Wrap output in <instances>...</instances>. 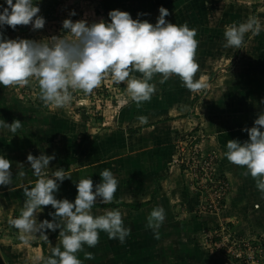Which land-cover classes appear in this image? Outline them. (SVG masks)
Here are the masks:
<instances>
[{
    "label": "crops",
    "instance_id": "crops-1",
    "mask_svg": "<svg viewBox=\"0 0 264 264\" xmlns=\"http://www.w3.org/2000/svg\"><path fill=\"white\" fill-rule=\"evenodd\" d=\"M262 39L258 35L247 36L232 63L231 72L227 73L229 80L220 83V78L217 76L218 79L210 83L212 91L209 93L210 97L197 95V100L191 104L192 96L195 95L193 91L187 89L180 101L169 106L135 108L128 115L125 113L120 114L121 116L117 115L116 127L113 125L109 128L107 126L96 128L101 129L98 133L100 139L105 136L112 138L109 144H103V149L117 154L115 158L119 156L118 154L126 158L124 163L111 162V170L119 182L112 201L146 203L136 211L117 207L116 209L123 214L125 225L131 228L129 236L120 243L118 240L109 239L107 233L101 231L99 242L95 247L85 245L82 251L77 253L83 264H237L221 255L212 256L206 253L208 240L207 233L206 236L204 233L215 221L222 219V216L231 220L235 232L244 235L243 237L248 235L255 237L258 234L263 235L264 239V194L257 189L256 181L247 174L246 167L229 162L224 155L228 140L239 139L243 142L248 139L247 132L242 129L252 127L260 111L264 112V109L257 108L259 110L249 112L248 106L245 105L251 103L250 98L246 96L237 104H234V101L231 103V97L222 99V91L230 88L231 82L238 83L231 81V78L238 81L245 80L244 76L247 73L243 71L245 69H240L239 64L245 59L249 60L251 54L254 56L257 51L255 43H262ZM251 66L250 64L247 72H250ZM219 83L223 85L220 86ZM16 98L9 97L6 92L0 90V111H4L0 113V118L8 123L14 119L21 121V128L15 135H11L6 129L0 133V154L11 161L13 176L12 184L0 186V208L3 210H5L3 207L7 208L2 226L7 225L8 231L11 229L10 236L0 239V246L5 254L6 264H42V260L38 258L51 254V249L59 245V235L49 240L37 235L30 242L24 243L19 238L20 232L8 222L10 216H18L23 208L25 199L23 188L34 186L37 179L32 174L30 162L26 159L27 155L31 153L35 156L41 152L55 155V158L49 162L48 172L63 168L70 176L60 183L56 198H67L70 201L74 200L77 194L78 180L90 176L94 185L100 182L102 178L99 173L103 168H98V165L103 162L107 164L111 159L103 160L99 157L100 154L108 152L99 151L98 154L91 152L93 156H90L89 160L95 161L87 164L86 148L90 147L83 143V138L82 142L78 139L79 135L76 132L84 130L82 137H90L92 142V136L88 135L92 131L91 126L87 125L89 127L87 130L86 124L77 121L76 116L56 111L52 114L60 116L65 123L70 124V127L72 125L76 127L72 126V130H69L70 127L67 128L70 131L68 133H60L63 138L66 137V140L60 145L61 147L54 148L50 144L54 138L53 132L45 134L49 125L46 123L47 115L43 113L44 102L40 99V95L36 101L42 106H37L35 103L18 104ZM51 106L53 105H49V108ZM107 108L108 104L103 110ZM141 116L147 117L146 123L140 122ZM197 127H200V130H197ZM187 128H193L198 132L197 135L199 133L203 135V139L199 142L200 148L216 155L217 168L226 174L230 183L226 198L227 209L221 210L216 218L213 215L194 212V197L189 195L194 192L189 184L190 181L184 176L181 166L172 165L171 160L174 156L170 155L171 151L166 147L175 142L176 134ZM129 129L136 131L131 133L128 132ZM82 147L84 162L76 156L80 152L79 148ZM65 154L72 162H65ZM20 165L25 172L23 177L17 175ZM156 206L165 209V220L157 230L158 235L146 227L147 217ZM41 209L38 210L37 220H51L49 212L55 211L52 206H41ZM108 209L113 208L92 207V213L101 215ZM178 210L179 213H176ZM46 233L49 237L53 231L46 230ZM42 241H45V252L42 250ZM85 253H92L93 259H86ZM259 264H264V257Z\"/></svg>",
    "mask_w": 264,
    "mask_h": 264
},
{
    "label": "clouds",
    "instance_id": "clouds-1",
    "mask_svg": "<svg viewBox=\"0 0 264 264\" xmlns=\"http://www.w3.org/2000/svg\"><path fill=\"white\" fill-rule=\"evenodd\" d=\"M38 0H3L0 3V85H28L35 79L40 88V99L45 104L63 107L73 98L74 90L91 93L105 77L110 76L114 83L126 82L127 92L133 102L139 105L149 101L157 91L153 78L159 75L158 83L163 84L172 76H178L189 91L205 87L194 74L199 65L196 60V29L185 23H171L165 19L169 10L164 6L158 9L156 22L134 19L127 11L110 10L109 21L100 19L87 22L84 19L62 21V35L45 39L7 38L3 29L17 25H31L32 30L42 29L46 23ZM75 11L70 12L74 16ZM140 14L138 13V16ZM224 46L240 49L246 34L259 35L264 31L256 17L245 22L224 26ZM140 73L139 76L134 73ZM141 123L147 117L141 116ZM21 128V121L11 123L0 118V133L7 130L15 135ZM248 139H230L224 152L227 160L244 166L247 174L256 181L257 189L264 194V112H261L250 128H244ZM55 155L41 152L29 153L33 176L37 177L34 186L24 187L23 208L18 216L9 217L8 222L20 232V240L28 243L37 235L48 239L46 230L59 229L60 242L51 249V254L42 264H83L77 253L85 245L95 247L99 233L106 232L109 239L123 243L131 228L125 225L119 209L105 210L101 215H93V204L99 200L110 203L118 187V179L109 168L99 175L100 182L93 184L90 176L82 177L76 183L77 194L70 201L56 198L60 183L70 178L63 168L48 172L49 162ZM11 161L0 154V186L12 184ZM17 175L23 177L22 165ZM51 205V220H37L41 206ZM58 218V219H57ZM165 220V209L154 207L147 217L146 227L158 235L157 230ZM85 258L93 259L92 253Z\"/></svg>",
    "mask_w": 264,
    "mask_h": 264
},
{
    "label": "rangeland",
    "instance_id": "rangeland-1",
    "mask_svg": "<svg viewBox=\"0 0 264 264\" xmlns=\"http://www.w3.org/2000/svg\"><path fill=\"white\" fill-rule=\"evenodd\" d=\"M0 3H3V0H0ZM38 4L40 9L38 15H42L46 21L44 27L42 29L32 30L31 25H17L15 29L5 25L3 31L7 38L46 40L50 36L63 34L64 30L62 29V21L65 18H70L74 22L80 19H84L89 23L100 19L109 21L110 18L107 13L113 9L127 11L134 19L138 18L140 20H147L148 22L154 24L159 15V7L164 6L169 10V15L165 17L167 21L176 24L186 22L190 28L196 29V39L199 41L196 49V60L199 68L194 74L193 79L200 81L205 85V87L200 90L193 91L192 93L193 95L206 98L210 97L209 93L212 92L210 87L211 82H215V79L218 78H220V83L221 81L225 82L229 80L227 73L231 72L232 63L235 61L237 52L240 50L234 47L224 46V26L233 23L238 24L245 22L249 17H256L261 25L264 26V0H38ZM253 4H256L254 12L252 10ZM73 10L76 14L74 16H70L69 14ZM138 13L140 14L139 16ZM258 37L263 39L262 43H255V45L257 44L255 46L257 51L254 53V56L253 54H251L250 57L247 56L249 60L245 59L239 64L240 69H245L243 71H245V74L247 73L244 76L245 80L238 81L231 78V81L234 80L235 83H238L232 84L231 82V87L222 91V99L227 98L223 97V95L227 96L226 92H231L232 98L241 97L243 100L245 96L249 97V102L251 104L245 105V107L248 106L247 108L249 112L259 110L260 108L264 109V79L263 77L261 78V73L264 70V31H261ZM249 52H251V50ZM250 64L252 66L250 72L248 71L250 73L248 75L247 69L250 67ZM212 73H215V75L212 76ZM134 74L137 76L140 75L138 72ZM159 75L160 74H156L153 78V81L156 82L157 91L152 95L149 101L142 102L139 105L131 100L126 89V82L117 84L111 80L110 76H108L105 77L101 84L91 93L86 94L82 90H74L72 101L69 104L63 107H56L53 105L49 108V105L52 104L42 103L43 110L46 113H52L54 111L60 112L61 114L68 113L76 116L77 121H83V125L86 124V127L84 126L85 129L88 130V126H91L92 131L90 134L88 133V135L92 136V142H90V137H82L84 135V130H77L76 132V134L79 135L78 139L82 142L81 139L83 138V143L90 147L86 148L88 160H85V162L88 164L95 161L89 160V157L93 156L91 152H95V154H98L99 151L108 152L106 154H100L99 157L103 160H111H108L107 164L103 162L101 165H98V168L112 169L111 162L124 163L126 162V158L121 154H118L119 156L115 158L117 154L111 153L108 149H103V144H109L112 141V138L110 136H105L100 139L98 133L101 129L98 130L96 128H105L106 126L109 128L113 125L116 127L118 121L117 115H122L123 113L128 115V112L126 111L128 108L151 104L156 100L166 102L172 97V93H175V90H178L179 93L183 92V94H177L175 96L176 98L178 97L180 101L185 95L187 88L183 86L179 77L172 76L166 82L160 84L158 83ZM222 85L223 84H220V86ZM0 90L6 92L9 97H17V100L23 99L31 104H33L36 101V98L40 95V88L35 79L30 80L28 85L23 86L0 85ZM251 97H255V99H251ZM231 103H233L232 99ZM107 104L108 108L103 110V107L106 108ZM132 104L133 106H130ZM0 113H4V111H0ZM107 123H109V125H105ZM182 132L188 135H197L198 133L197 131H194L193 128H187L186 130L176 134V138L179 137ZM197 139L199 140L197 142H200L203 137L198 136ZM65 140L66 137L63 138L59 133L54 136V138L50 141V144L54 148L56 146L61 147L60 145L65 142ZM83 149V147L79 148L80 152L76 155L78 159H82L81 162H84L82 156L84 151ZM63 155L64 153L61 154L60 159H62ZM66 156L68 155L65 154V157ZM176 166L177 165L174 167ZM189 181L191 189L194 191L192 193L197 195L198 199V202L194 203V212L199 214H209L210 216L211 212L207 210L208 202H206V193L201 194L197 191V188L202 189L200 184H198L199 181L197 183L193 180ZM194 187L197 188L194 189ZM3 208L5 210L0 208V239L4 237L7 238V236L11 235V229L9 232L6 230L7 225L2 226L6 215L5 213L7 211L6 207ZM179 211L180 210L176 211V213H179ZM212 213V215L217 216L221 213V210L219 212L214 211ZM218 222V228L221 226L225 227L219 232V237L216 239L211 237L213 228H209L208 231H205L204 233V236H206L207 233V240L210 237L212 239V242L207 241L206 253H210L212 256L221 255L222 257L237 264H251L249 263V256L257 254L256 247H261L258 238H252L250 240V252L244 250V246L242 244L239 246L232 244L231 251L223 245V247L219 248L218 240H220V237L223 242H225L226 239H230L229 236L231 233L229 232V224L231 223V220L223 217L222 219H219ZM0 252L5 260V254L3 253L1 246ZM236 253L237 256H234ZM256 258L257 257H255V261Z\"/></svg>",
    "mask_w": 264,
    "mask_h": 264
},
{
    "label": "built area",
    "instance_id": "built-area-1",
    "mask_svg": "<svg viewBox=\"0 0 264 264\" xmlns=\"http://www.w3.org/2000/svg\"><path fill=\"white\" fill-rule=\"evenodd\" d=\"M184 133V132H182ZM180 134L179 137L175 140L176 153L173 155L171 162L172 165L181 166L183 169L184 175L189 179L193 180L195 183L200 184L202 189H198L197 191L201 194L206 193V202L207 210L213 214L214 211H220L221 201L223 202L229 191V183L223 177L219 175L216 171V161L217 157L213 152L203 151L199 146V141L197 139L198 136L203 137V135H192V134ZM225 228L221 226L220 228H214L212 231L211 237L215 239L220 236V231ZM231 233V230L229 229ZM208 238L209 242H212V239ZM231 239H226L225 242L221 241V237L218 245L220 247H226L229 251H231V245H240L244 246V250L250 252V237H237L235 235L229 236ZM211 239V240H210ZM223 245V246H222ZM262 246L256 247V253L249 256L251 264H259L262 259L261 256ZM237 256V253L234 255ZM255 257L256 261H255ZM258 260V261H257Z\"/></svg>",
    "mask_w": 264,
    "mask_h": 264
},
{
    "label": "trees",
    "instance_id": "trees-1",
    "mask_svg": "<svg viewBox=\"0 0 264 264\" xmlns=\"http://www.w3.org/2000/svg\"><path fill=\"white\" fill-rule=\"evenodd\" d=\"M255 6H256V4H253L252 5V7H253V12H254V8H255ZM249 34H246V36H245V39L247 38V36H248ZM262 76H261V78L264 76V70L262 71ZM213 75H215V73H212V76ZM264 79V78H263ZM262 86V85H261ZM263 87H264V84H263ZM262 87V88H263ZM175 90V89H174ZM229 91H231V90H229ZM177 94H183V92H178V90H175V93H172V97L170 98V99H168L166 102H162V101H155V102H153V103H151V104H147V105H140V106H133V104L132 105H130V106H133V107H130V108H128L126 111L128 112V113H131L132 111H133V109H135V108H141V107H149V106H153V107H166V106H169V105H171V104H173V103H175V102H177V101H179V98L177 97H175ZM226 94H227V96H225V95H223V97H231V92H226ZM231 99L234 101V104H237V103H239V102H242V98L240 97V98H235V97H231ZM197 100V95H195V96H193V98H192V101H191V104H193L195 101ZM224 102V101H223ZM37 106H42L39 102H37V101H35L34 102ZM33 103V104H34ZM18 104H30V105H32L30 102H27V101H24L23 99H18ZM21 106H25V105H21ZM43 113H44V111H43ZM45 115H47V118L45 117V119L47 120L46 121V123L49 125V127L45 130V134L47 133V132H53V135L55 136L56 134H59V133H62V134H65V133H68V132H70V131H68V129L67 128H69L70 127V124H68V122L67 123H65L64 121H63V119L62 118H60V116H58V115H54V114H52V113H46L45 112ZM73 127H76V126H74V125H72ZM71 126V127H72ZM69 128V130H72V128ZM197 130H200V127L198 128L197 127ZM136 131V129H129V131L128 132H131V133H133V132H135ZM167 148H169L170 149V151H171V154L170 155H174L175 153H176V146H175V142H173V143H170V144H168L167 146H166ZM68 161H70V162H72V160H70L69 159V157L68 156H66L65 157V162H68ZM217 164H218V161H216V171H217V173H219V175L221 176V177H223L225 180H227L228 181V183H229V180H228V177L226 176V174L221 170V169H219V168H217ZM184 174V173H183ZM185 176V175H184ZM229 189H230V183H229ZM229 192V191H228ZM152 194V193H151ZM153 195V194H152ZM189 195H191V196H193L194 197V201H195V203H197L198 202V199H197V195H195L194 193H192V194H189ZM227 198V197H226ZM145 203L146 202H139V203H132V202H124V201H117V202H114V201H111L110 203H102V202H96V203H94L93 204V207H112V208H117V207H125V208H128L129 210H131V211H136V210H138L139 208H141L143 205H145ZM221 207H220V210H226L227 209V201H226V199L222 202L221 201ZM203 214V213H202ZM210 215H212V214H210ZM215 218H216V216L215 215H213ZM221 216H222V214H221ZM222 218H223V216H222ZM217 220V219H216ZM216 222V221H215ZM213 223V225L211 226V227H209L210 229H214V228H217L218 227V225H219V222L217 221L216 223ZM229 226H230V230H231V235H235V236H239V237H243L244 235H240V234H238V233H236L235 232V230L233 229V227H234V225L232 224V223H230L229 224ZM58 234H59V229H56L55 231H53V233L48 237V239L47 240H49V238H51V237H56V236H58ZM252 236L253 235H248V237H250V238H252ZM254 238H258V240H259V243L261 244V246H262V252H261V256L262 257H264V248H263V244H264V239H263V235H258L257 234V236H255ZM44 242L45 241H42V250H43V252H45L46 251V249H45V245H44Z\"/></svg>",
    "mask_w": 264,
    "mask_h": 264
},
{
    "label": "water",
    "instance_id": "water-1",
    "mask_svg": "<svg viewBox=\"0 0 264 264\" xmlns=\"http://www.w3.org/2000/svg\"><path fill=\"white\" fill-rule=\"evenodd\" d=\"M0 264H6V262L3 259L1 252H0Z\"/></svg>",
    "mask_w": 264,
    "mask_h": 264
}]
</instances>
